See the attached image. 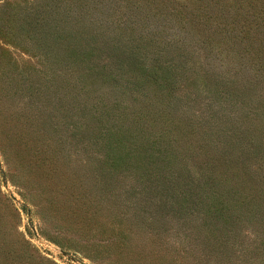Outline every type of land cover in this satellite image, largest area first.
<instances>
[{"label":"trees","instance_id":"1","mask_svg":"<svg viewBox=\"0 0 264 264\" xmlns=\"http://www.w3.org/2000/svg\"><path fill=\"white\" fill-rule=\"evenodd\" d=\"M108 7L113 9V16L104 18L101 9ZM152 17L157 18L154 26H150ZM96 18L115 22L120 30L113 35L108 33L107 41L102 43L104 31L96 29ZM190 25L200 31L212 29L207 33L209 40L233 45L235 40L245 39L243 51L252 58L249 67L255 76L249 80V89L264 86V0H40L24 4L27 41L34 42L44 53L57 45L61 49L58 53L67 56L68 64L79 67L77 77L87 88L98 78L110 76L125 95H147L131 116L125 111L113 115L106 105L85 107L82 122L86 129L82 138L87 135V148L93 150L98 161L88 172L94 189L82 187L81 180L66 175L58 166L55 152L43 154L36 149L34 163H26L29 157L19 155L31 167L38 164L48 185L55 189L46 201L53 208L52 213L62 219L59 224L64 227H60L85 233L86 226L99 227L108 247L132 250V223L125 221L119 202L127 199L134 213L139 214L163 216L171 210L185 214L180 198L183 196L186 205L199 203L206 219L222 218L221 223L206 222L204 227L215 253L228 258L227 221L235 224L241 218L264 215V174L259 178V171L250 170L245 163L248 156L255 161L258 157L264 159V130L255 125L254 131H227L225 127L213 132L216 125L210 124L194 131L191 121H178L170 112L178 102H172V64L164 63L161 51L169 50L171 45L178 48L180 39L192 31L187 28ZM161 31H166L165 36L157 34ZM168 32H178L182 37L173 38V34L166 35ZM179 51L180 48L176 53ZM102 53L110 55L114 67L100 72L104 66L100 63ZM185 56L174 58L175 63L187 62L189 58ZM214 87L209 103L232 110L235 91L231 83L217 76ZM173 129L203 136L201 144L193 148L196 168L187 159L194 156L191 147L174 143L178 138ZM72 130L76 131V127ZM19 140L24 146L30 142ZM214 141L222 144L221 153L209 148ZM2 144L3 141V151ZM233 151H238L236 158L232 157ZM1 175L4 176L2 170ZM176 194L179 206L169 203L165 208L160 202ZM21 238L23 244L10 238L0 203V264H34L32 254L24 246L27 241ZM153 257L152 264L168 259L159 252Z\"/></svg>","mask_w":264,"mask_h":264},{"label":"rangeland","instance_id":"2","mask_svg":"<svg viewBox=\"0 0 264 264\" xmlns=\"http://www.w3.org/2000/svg\"><path fill=\"white\" fill-rule=\"evenodd\" d=\"M26 1L40 2L0 0V142L3 141L4 151L0 150V203L10 238L22 243L21 237H24L27 241L24 246L32 254L34 264H152L158 252L168 258L162 264H264V215L241 218L235 224L227 221L228 258L226 255L222 258L213 250L204 227L206 222L221 223L222 218L206 219L200 212L202 208H198L199 203L186 205L183 196L180 198L187 211L185 214L172 210L163 216L151 212L139 214L134 213L127 199L119 202V209L122 207L125 212L121 210L125 221L132 223L129 240L132 250L108 247L99 227L86 226L87 233L62 228L64 226L59 224L62 219L52 213L53 208L46 201L53 188L48 185L41 168L36 166L38 164L31 167L26 163H34L38 155L36 149L43 154L55 152L58 166L66 175L77 177L82 187L88 185L94 189L88 172L98 161L93 150L87 148V135L82 138V131L86 129L82 122L85 107L106 105L113 115L125 111L131 116L143 105L147 95L137 94L136 98L125 95L110 76L98 78L90 88L83 85L77 77L79 67L69 65L67 56L58 53L61 49L57 45L44 53L34 42L27 41L23 28ZM101 10L104 18L113 16L111 7ZM156 19L151 18L150 26H154ZM95 20L96 29L104 31L100 37L102 43L107 41L108 33L113 35L120 30L115 22L103 18ZM187 28L192 31L185 37L178 32H168L166 35L173 34V38L182 37L179 41L182 43L178 48L171 45L169 50L161 51L164 63L172 64V102H178L172 105V117L191 121L194 131L208 128L210 124L216 125L213 132L225 127L227 131H254L255 125L263 131L264 86L253 91L249 89V80L255 76L249 67L252 58L243 51L245 39L235 40L230 45L209 40L207 33L212 29L200 31L192 25ZM179 55H186L188 61L175 63L174 58ZM101 56L100 63L104 66L99 68L100 72L103 68L108 71L109 67H114L110 55L102 53ZM217 76L227 79L235 91L232 110L224 106L219 108V103H209ZM74 127L76 131L72 130ZM173 134L178 138L174 143L190 146L192 153L203 138L176 132V129ZM19 139L30 142L24 146ZM221 145L214 141L209 148L221 153ZM261 154L264 156V152ZM19 155L28 156V162L20 160ZM193 155L187 159L196 168V154ZM237 156L238 151H233L232 157ZM245 163L250 170L259 171V178L264 174L262 157L256 161L254 157H245ZM160 202L165 208L169 203L179 206V196H167Z\"/></svg>","mask_w":264,"mask_h":264}]
</instances>
